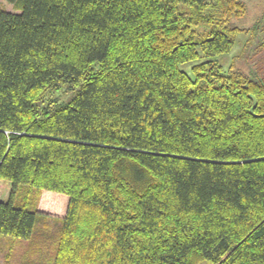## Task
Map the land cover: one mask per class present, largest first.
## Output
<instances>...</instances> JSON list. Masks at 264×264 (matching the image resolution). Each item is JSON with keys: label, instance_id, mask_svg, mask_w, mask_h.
Masks as SVG:
<instances>
[{"label": "trees", "instance_id": "16d2710c", "mask_svg": "<svg viewBox=\"0 0 264 264\" xmlns=\"http://www.w3.org/2000/svg\"><path fill=\"white\" fill-rule=\"evenodd\" d=\"M7 1L0 240L34 236L49 189L69 205L45 264H264V77L215 59L244 1Z\"/></svg>", "mask_w": 264, "mask_h": 264}, {"label": "rangeland", "instance_id": "374dc122", "mask_svg": "<svg viewBox=\"0 0 264 264\" xmlns=\"http://www.w3.org/2000/svg\"><path fill=\"white\" fill-rule=\"evenodd\" d=\"M246 5V14L234 18L233 24L239 29L238 39L230 53L222 54L215 59L227 72L237 71L252 75L258 71L264 77V0H242ZM0 7L11 12L20 10L7 0H0ZM260 27L257 28V25ZM206 61L200 54L198 61L182 65L181 69L192 74V67ZM81 87L68 83L59 84L48 90L38 102L42 108L65 105L73 99ZM12 184L0 180V200H8ZM23 199L18 197L17 202ZM36 208L47 216L39 221L34 236L27 240L13 238L3 234L0 240V264H45L53 258L59 238L61 219L66 215L69 197L62 192L49 189L42 190L36 198ZM203 264H210L209 262Z\"/></svg>", "mask_w": 264, "mask_h": 264}]
</instances>
